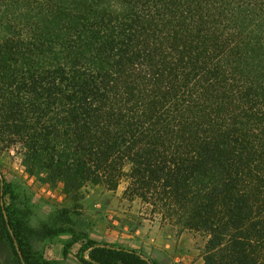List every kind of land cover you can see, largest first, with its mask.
<instances>
[{
  "label": "trees",
  "instance_id": "16d2710c",
  "mask_svg": "<svg viewBox=\"0 0 264 264\" xmlns=\"http://www.w3.org/2000/svg\"><path fill=\"white\" fill-rule=\"evenodd\" d=\"M13 145L75 199L124 181L161 223L205 234L202 264H264V0H0ZM2 193L0 177V264H50L32 242L63 230ZM85 248L83 264H150Z\"/></svg>",
  "mask_w": 264,
  "mask_h": 264
},
{
  "label": "rangeland",
  "instance_id": "374dc122",
  "mask_svg": "<svg viewBox=\"0 0 264 264\" xmlns=\"http://www.w3.org/2000/svg\"><path fill=\"white\" fill-rule=\"evenodd\" d=\"M0 177L4 206L18 210L31 227L46 225L63 230L32 242L35 251L43 257V253L47 254L44 258L50 264H83L81 258L88 252L85 248L88 240L119 248H138V243L125 241V236L135 235L141 225L142 234L148 237L143 244L144 257L150 264H198V260L203 263L205 234L161 223L140 199L129 200L123 195L124 181L115 190L89 183L81 189V198L75 199L63 192L61 183L49 182L44 171L28 172L19 145L0 150ZM181 235L179 247L176 243ZM174 240L177 250L170 253V242ZM56 241L63 242L62 250L66 252L53 249L49 255L48 249Z\"/></svg>",
  "mask_w": 264,
  "mask_h": 264
},
{
  "label": "crops",
  "instance_id": "0c3cea01",
  "mask_svg": "<svg viewBox=\"0 0 264 264\" xmlns=\"http://www.w3.org/2000/svg\"><path fill=\"white\" fill-rule=\"evenodd\" d=\"M142 225L140 226V229H136V231H135V235H130V236H125L126 238H125V241H131V242H136V243H138L139 244V247L138 248H130V249H128V248H124V249H127V250H134L137 254H139L141 257H143V258H145L144 257V248H143V244H145V243H147L146 242V240L148 239V237H147V235H145V234H142ZM126 231V230H125ZM128 237H130V238H128ZM64 239H66V238H64ZM128 239V240H127ZM182 239H183V236L181 235L179 238H178V242L176 243L179 247H182V245H181V243H182ZM149 240H150V238H149ZM97 242V244L98 245H101V246H103V245H106V246H113V247H117V246H114V245H107V244H103V243H100V242H98V241H96ZM175 242H176V240H174V242H170V248H169V250L168 251H170V253H173V252H175L174 250H177L176 248V246H175ZM63 242H59V241H56V242H53L52 243V247L53 248H50V249H48V254L49 255H51L52 254V252H51V250H55L56 249V251L58 250V249H61L62 250V246H63V244H62ZM169 245V244H168ZM117 248H119V247H117ZM63 251V250H62ZM88 251H89V248H88ZM186 251H187V249H186ZM64 252V251H63ZM84 252H86V251H84ZM192 252V250H190V252L189 253H191ZM87 254H84V257L83 258H85V259H88V252H86ZM43 255H44V257H46L47 256V254L46 253H43ZM59 257V256H58ZM201 259V258H200ZM198 264H202V262L201 261H199L198 260Z\"/></svg>",
  "mask_w": 264,
  "mask_h": 264
}]
</instances>
